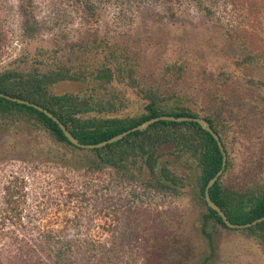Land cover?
<instances>
[{"label": "trees", "instance_id": "1", "mask_svg": "<svg viewBox=\"0 0 264 264\" xmlns=\"http://www.w3.org/2000/svg\"><path fill=\"white\" fill-rule=\"evenodd\" d=\"M3 1L0 0V20L5 11L18 12L22 37L33 40L46 32L55 36L61 33L62 36L55 38V49L38 53L44 60L37 65L32 64L28 56H22L28 64H32L30 67L5 68L0 72V94L46 109L84 145L101 144L162 116L206 120L218 135L227 155L226 168L210 189V198L231 223L242 226L253 224L247 228L231 229L208 205L206 189L222 170L223 155L213 135L198 123L160 121L146 131H137L106 147L82 149L73 145L59 125L46 114L0 97V130L4 132L10 127L19 131L29 127L40 133L50 159L56 155L52 148L62 147L70 155L65 160L70 164H64L72 170H81L77 162L71 166L73 160H82L87 164L85 175L103 179L105 186L100 181L97 182V189L92 183L83 186L92 189L96 199L76 189L69 192L68 199L70 202L80 200L82 205L97 201L98 214L111 217L113 222L108 225L111 232L108 244L95 240H87L83 244L77 240L69 241L60 234L53 236V231L48 230L43 235V244H39L44 240L42 237L40 242H35L41 245L42 250L32 248L28 243L25 244L26 249L19 246L15 252L9 250L6 257L9 263L141 264L143 260V264H195L196 255L191 242L180 236L185 233L180 232L185 229L182 212L167 209L152 214L151 208L146 206L145 199L151 202L158 196L171 199L182 195L191 197L194 207L202 210L200 233L210 253L214 251L217 231L220 230L243 233L255 239L264 249V221L254 224L264 218V179L254 177L250 186L243 188L231 184L240 136L253 134V126L259 127L260 131L264 128V121L260 118L264 111V94L259 101H252L248 95L238 98L239 93L231 96L218 90L201 94L180 91L177 87L185 81L187 65L176 60L163 68V82L159 86L143 85L139 78L141 67L132 63L136 60L131 46L120 44L108 32L102 35L99 30L107 13L108 17L111 14V9H120L121 17L129 18L133 7L151 3L162 8V12H156L160 18H175V2L181 4V0H55L57 9H51L53 13L49 22L36 18V3L33 0H19L17 7L7 8L3 6ZM189 1L210 18H213L215 7L219 5L215 0ZM229 3L239 6L238 0H229L225 5ZM251 6L261 10L264 0H251ZM74 20L80 21L86 31L79 41L70 42L64 31ZM223 29L231 40L236 43L241 41L239 46L244 56L239 60L240 69L264 62V52L259 53V44H255V40L258 41L256 36L239 28L230 30L223 26ZM8 38L7 30L0 24V58L4 47L10 43ZM60 52L68 53V57L58 60ZM53 58L58 62H53ZM165 82L169 85L168 89L164 88ZM61 83H80L88 89L82 96L53 95L52 88ZM117 85L137 89L142 96L143 103L136 115H122L128 103L124 96L114 91ZM206 102L208 106L203 105ZM259 160V167H262L264 155H258L252 163ZM22 189L24 187L19 183L6 188V206L0 209V232L8 221L18 227L23 226L18 211L25 197ZM142 204L144 207H141ZM81 222L79 218L68 222V232L78 228ZM65 231L64 227L62 232ZM147 250L152 257L146 255ZM209 260L206 256L201 264H210ZM0 264H4L2 258Z\"/></svg>", "mask_w": 264, "mask_h": 264}, {"label": "rangeland", "instance_id": "2", "mask_svg": "<svg viewBox=\"0 0 264 264\" xmlns=\"http://www.w3.org/2000/svg\"><path fill=\"white\" fill-rule=\"evenodd\" d=\"M33 1L36 3V18L49 22L53 13L51 9H57L56 1ZM215 1H218L219 5L215 7L213 18L206 16L204 11L189 0H181V4L175 2V18H160L156 12H162V8L151 3L133 7L129 18H122L120 9H111V14L108 17L107 13L99 30L102 35L108 32L113 39L119 40L120 44L131 46L135 52L132 56L136 60L132 63L141 67L139 78L143 85L159 86L163 82V68L176 60L187 65L185 81L179 82L177 87L180 91L201 94L218 90L231 96L239 93L238 98L248 95L252 101H259L264 94V62L240 69L239 60L244 56V51L239 46L241 41L236 43L231 40L223 26L230 30L239 28L256 36L258 51L264 52V6L259 10L251 6V0H238V7L231 3L226 6L225 2L229 0ZM19 3V0H4L3 6L17 7ZM1 20L0 24L7 30L10 43L3 49L0 72L5 68L37 65L39 61L44 60L38 53L55 49V38L62 36L61 33L55 36L52 32H46L33 40L22 37L19 32L18 12L14 14L5 11ZM85 31L86 28L82 27L80 21L74 20L70 21L64 35L68 37L67 41H79ZM22 56H28L32 64H28ZM57 57L58 60H63L68 57V53L60 52ZM57 59L53 58V62L57 63ZM164 86L168 89L169 85L165 82ZM87 89V86L80 83H61L54 86L51 93L82 96ZM114 91L124 96L128 103L122 115H136L140 104L143 103L138 90L126 85H117ZM203 105L208 106L207 102ZM263 115L264 111L260 115L262 121ZM40 136V133L29 127L19 131L10 127L4 132L0 130V209L6 206L8 186L21 184L24 187L21 191L25 196L22 206L18 209L23 226L18 227L8 221L3 232H0V258L4 264H12L6 260L9 250L15 252L19 246L26 249L27 243L32 248L42 250L39 244L44 243L43 235L48 230L53 231V236L60 234L62 238L67 237L66 240H77L82 244L87 240L108 244L111 239L108 225L113 223L112 218L98 214L97 201L82 205L80 200L70 202L68 199L69 192L74 189L85 192L91 199H96L95 192L83 186L92 183L94 189H97V182L104 184L103 179L86 176L88 165L82 163V160L71 161V166L75 162L81 165L78 172L64 164H70V161H65L70 155L62 147H53L51 151L56 155L54 159H50L46 151L47 146ZM240 137L241 140L236 146V166L231 172V184L237 188L246 185L249 187L254 177L264 179V163L262 167H259L260 160L252 163L258 155H264V128L260 131L259 127L253 126V134ZM256 167L258 172L255 171ZM104 191L108 195L106 189ZM145 204L151 208L152 214L167 209H178L182 212L185 216V229L180 232L185 233L180 236L188 238L191 242L196 255L195 264H201L206 256H209L210 264H264V249L255 239L240 232L217 231L219 233L216 236L214 251L210 253L208 244H203L200 233L202 210L194 207L189 195H182L177 199L158 196L151 202L145 199ZM141 207H144L143 204ZM76 218L82 219L80 226L76 228L79 230L72 228L68 232V222ZM64 227L66 231L62 232ZM41 237L44 240L41 241ZM36 241L41 242L37 244ZM145 252L152 257L149 250ZM143 263L141 260V264Z\"/></svg>", "mask_w": 264, "mask_h": 264}, {"label": "water", "instance_id": "3", "mask_svg": "<svg viewBox=\"0 0 264 264\" xmlns=\"http://www.w3.org/2000/svg\"><path fill=\"white\" fill-rule=\"evenodd\" d=\"M0 97H4V98H7L8 100H11V101H14V102H17L19 104H22V105H27V106H30V107H33L37 110H39L40 112L46 114L49 118H51L54 122H56L59 127L61 128V130L63 131L64 135L66 136V138L75 146L79 147V148H82V149H98V148H103V147H106L107 145H110V144H114V143H117L121 140H123L124 138H126L128 135L132 134V133H135L137 131H146L151 125L157 123V122H160V121H167V122H177V123H181V122H196L198 123L205 131L211 133L213 135V137L215 138V140L218 142V145H219V148L222 152V155H223V167H222V170L217 174V176L211 180V182L209 183V185L207 186V189H206V200H207V203L208 205L215 211H217L219 213V215L223 218L224 222L226 223V225L231 228V229H242V228H247V227H251L253 224H248V225H235L233 223H231L227 216L225 215V213L214 203L212 202L211 198H210V189L214 186V184L218 181V179L220 178V176H222L225 168H226V162H227V155H226V152H225V149L222 145V143L220 142V139L218 137V135L213 131V129L211 128L210 124L202 119V118H183V117H180V118H177V117H171V116H162V117H158V118H154V119H151L150 121H147L145 123H143L142 125L136 127V128H133L129 131H126L106 142H103L101 144H98V145H84V144H81L78 139H76L71 133L70 131L65 127V125L60 122V120L58 118H56L52 113H50L49 111H47L46 109L38 106V105H35V104H32L30 102H27V101H24V100H20V99H16V98H12V97H8V96H4L3 94H0ZM264 221V218L254 222V224H258V223H261Z\"/></svg>", "mask_w": 264, "mask_h": 264}]
</instances>
